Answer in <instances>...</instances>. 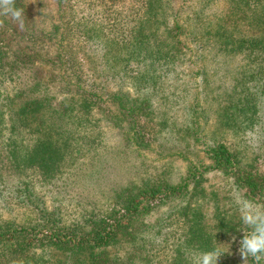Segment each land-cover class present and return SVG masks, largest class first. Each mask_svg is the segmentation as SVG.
Returning <instances> with one entry per match:
<instances>
[{
	"label": "rangeland",
	"instance_id": "obj_1",
	"mask_svg": "<svg viewBox=\"0 0 264 264\" xmlns=\"http://www.w3.org/2000/svg\"><path fill=\"white\" fill-rule=\"evenodd\" d=\"M22 1L37 37L33 66L46 70L45 83L34 72L37 84L28 86L55 107L46 112L50 120L57 124L65 108L71 123L59 162L15 165L10 149L23 152L40 133L16 124L9 130L2 106L0 222L34 219L19 195L24 186L70 224L117 209L116 200L143 184H176L191 176L187 188L141 214L148 253L137 264H193L195 254L227 247L217 264H251L239 252L251 229L240 220L235 199L239 194L264 205V188L251 197L227 173L208 168L207 149L222 143L242 171L264 176V52L231 50L239 38L264 35V0H162L159 21L176 22L183 33L173 60L148 72L144 82L132 78L136 66L123 71L116 58L128 56L127 36L145 21V0H69L60 9L55 0ZM25 73L15 77L17 84ZM85 91L93 98L81 99ZM113 91L128 95L125 117L107 99ZM56 131L48 133L59 142ZM30 255L28 264L68 263L48 248Z\"/></svg>",
	"mask_w": 264,
	"mask_h": 264
},
{
	"label": "trees",
	"instance_id": "obj_2",
	"mask_svg": "<svg viewBox=\"0 0 264 264\" xmlns=\"http://www.w3.org/2000/svg\"><path fill=\"white\" fill-rule=\"evenodd\" d=\"M69 0H55L60 8L66 6ZM114 1V0H108ZM162 0H145V21L137 26H132L127 36L129 51L128 56L117 57L121 68L125 71L131 65L136 69L131 75L144 82L145 75L156 72L158 67L169 65L178 53L180 41L178 35L183 33L182 27L176 22L166 26L159 21V10ZM15 6L24 9V27L21 29L18 22L10 16L0 19L4 21L0 26V124L3 123L6 106L9 111V130L21 125L28 131L37 130L39 136L35 143L19 153L14 148L10 149V158L15 165L19 164H54L61 160L63 148H67L66 126L70 119L65 117V108L58 111L56 121L50 120L46 112L55 113V107L48 101L47 95L33 93L36 80L44 82V64L35 65L33 62L35 48L31 43L37 40L32 36L30 23L31 16L22 0H16ZM159 24L163 27L159 29ZM147 25L146 27H144ZM35 45V44H33ZM232 51H261L264 52V35L239 38L232 44ZM146 60V62H145ZM33 69V72L31 71ZM22 79V85L17 84L15 77ZM149 72V73H148ZM32 81V82H31ZM32 83V84H31ZM10 84H13L10 86ZM31 84V85H30ZM10 86V91L5 88ZM29 85V86H28ZM93 93L85 91L81 99L87 101L93 98ZM107 99L116 103L119 113L125 117L127 110L123 102L128 101L126 92H107ZM139 102H143L141 99ZM133 115L132 113L130 116ZM71 123V122H70ZM69 123V125H70ZM16 124V126H15ZM58 129L57 137L50 138L49 131ZM56 140V141H55ZM52 141V142H51ZM211 164L207 167L223 171L232 178L237 187H243L245 193L251 197L261 194L264 188V176L242 171L237 158L222 143H213L207 149ZM39 160H36L35 158ZM192 178L187 176L181 183L158 185L143 184L135 192L126 194L121 201L116 200L117 209L112 208L104 215H88L82 220L66 224L60 216L58 209H47L36 200L29 187L22 188L24 203L33 213L34 219L27 223L0 222V264H28V257L37 249L48 248L61 254L66 264H137L145 262L147 250L144 251L145 226H140V216L152 204L170 194H176L187 188ZM195 183V181L193 182ZM18 195V197H19ZM249 197V196H248ZM143 225V224H142ZM120 246V247H119ZM118 250V251H117ZM27 262V263H26ZM251 264L255 262L250 258ZM35 263V262H34ZM153 264H156L154 261ZM29 264H32L31 262Z\"/></svg>",
	"mask_w": 264,
	"mask_h": 264
},
{
	"label": "clouds",
	"instance_id": "obj_3",
	"mask_svg": "<svg viewBox=\"0 0 264 264\" xmlns=\"http://www.w3.org/2000/svg\"><path fill=\"white\" fill-rule=\"evenodd\" d=\"M15 4L16 0H0V16H10L23 29L24 9L17 8ZM3 23L4 21L0 19V26ZM235 203L240 213V220L251 229L244 232L240 241V255L245 261L250 257L255 264H261V261L264 260V205H257L239 194L236 196ZM226 251H228V247L223 252L220 249H215L197 253L194 256L193 264H217L218 258Z\"/></svg>",
	"mask_w": 264,
	"mask_h": 264
}]
</instances>
